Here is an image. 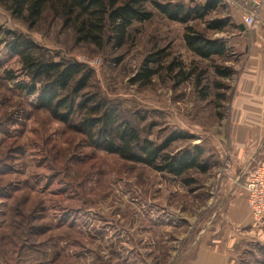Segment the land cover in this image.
<instances>
[{"label": "rangeland", "instance_id": "rangeland-1", "mask_svg": "<svg viewBox=\"0 0 264 264\" xmlns=\"http://www.w3.org/2000/svg\"><path fill=\"white\" fill-rule=\"evenodd\" d=\"M151 1L187 8L206 0ZM146 8L151 18L135 21L122 47L97 48L75 42L71 28L47 11L30 27L0 3V264H185L183 257L190 255L200 228L221 205L227 209L230 195L227 186L218 190L221 181L237 169L232 181L239 184L232 186L243 187L251 172L264 165V104H234L242 72L247 77L252 69L264 76V59L257 66L249 62L252 31L240 33L236 24L242 21L241 8L219 0L204 19L189 21L224 43L225 55L210 60L187 49L183 23L151 3ZM214 19L226 20L221 30L207 28ZM19 34L32 38L54 60L64 58L90 70L87 90L115 105L142 136L161 143L182 133L169 145L172 152L200 145L209 169L191 171L193 181L185 186L94 145L78 128L80 95L65 120L40 104L37 94L26 93L29 77L19 55L8 49ZM239 38L245 39L241 46L234 41ZM158 49L163 61L150 64L156 73L147 83L134 80L144 59ZM175 57L188 74L179 84L166 70ZM215 65L231 67V76H217ZM240 95L264 100L260 93ZM241 125L246 137L238 141ZM255 132L257 139L251 141L247 135ZM253 227L262 237L235 244L228 264H264V220L261 228Z\"/></svg>", "mask_w": 264, "mask_h": 264}, {"label": "trees", "instance_id": "trees-1", "mask_svg": "<svg viewBox=\"0 0 264 264\" xmlns=\"http://www.w3.org/2000/svg\"><path fill=\"white\" fill-rule=\"evenodd\" d=\"M0 3L9 7L14 14L22 16L30 27H34L43 12L47 11L71 28L75 42L97 48L107 45L122 47L128 41L132 24L151 18L152 12L146 8L147 3H151L164 16L185 25L183 42L200 60L223 57L227 51L222 40L210 38L189 24L194 18L204 19L209 15L218 7L219 0H206L187 8L181 4L151 0H0ZM225 24V19H214L207 28L221 30ZM4 33L10 34L9 30ZM8 45L11 52L19 55L22 68L29 77V82L23 86L26 93L37 94L39 103L48 106L52 114L70 120L76 94L80 95L78 106L83 109V113L78 128L106 153L150 167L164 174L167 179L178 180L185 186L193 181L191 171L204 173L209 169L203 148L198 144L175 152L168 150L172 141L183 137L182 133L174 132L161 143L142 136L141 130L115 105L103 102L98 92L87 90L85 80L90 77V70H86L83 65L64 58L54 60L32 38L21 34L15 35ZM162 52L158 49L147 56L134 80L147 83L157 71L150 64H161ZM213 68L215 74L224 79L232 74L229 66L215 65ZM166 70L174 72L177 84L187 79L185 65L177 57L167 64ZM216 86L221 84L216 82ZM206 96V92L201 93L202 99Z\"/></svg>", "mask_w": 264, "mask_h": 264}, {"label": "crops", "instance_id": "crops-1", "mask_svg": "<svg viewBox=\"0 0 264 264\" xmlns=\"http://www.w3.org/2000/svg\"><path fill=\"white\" fill-rule=\"evenodd\" d=\"M229 1L230 3H234L236 0ZM236 24H238V27L242 26L241 28L239 27L240 33H245L246 30L248 32L252 31L253 38H250L248 58L250 64L255 65L256 63L257 66V61L264 59V6L253 27H247L243 21ZM243 39L239 38L234 40L235 44L241 46ZM249 73L250 74L247 77L244 76L243 72L240 76L237 86V93H239V97L236 101H234V104H264V100L251 101L245 99V97L240 99V94L246 95L249 93H260L262 94V97L259 95V98H263L264 76L262 73L258 74L255 71H252V69L249 71ZM239 130H241L242 134L236 135L238 141L246 137L244 135L246 134V130L243 129V125L240 126ZM247 137H250L251 141H255L257 139V134L255 132L253 135H247ZM252 155L253 153L251 156ZM249 159L250 158L247 160ZM243 160L244 157L242 154L240 155L238 161L239 163H242ZM236 170H230V172L225 176L224 180L221 181V184L218 186L219 191H222V189L226 186L229 191L228 194L230 195V199L228 201V205H226L227 209L224 210L223 206L221 205L219 211L217 213L214 211V213L210 215L207 222L205 223L206 225L200 228L199 234H197L198 238L193 245V248H191L189 251L190 255L188 258L186 256L183 257V259H186L183 260L185 264H228L229 260L230 263H232L234 256L232 248L235 244L239 243L242 239H248L249 237H262L261 235L259 236L258 232L255 233V229L252 226L251 214L247 205L245 190L243 189L242 185L235 187L232 186L235 185L234 183H237L235 180L232 181V177L236 175ZM241 174L243 173L241 172ZM239 176L240 175L238 174L236 177ZM242 177L243 176H240V180ZM232 188L235 189L234 192H232ZM222 208L223 211H221ZM192 226H195V223H193ZM186 251L184 250L182 252V256L187 253Z\"/></svg>", "mask_w": 264, "mask_h": 264}, {"label": "built area", "instance_id": "built-area-1", "mask_svg": "<svg viewBox=\"0 0 264 264\" xmlns=\"http://www.w3.org/2000/svg\"><path fill=\"white\" fill-rule=\"evenodd\" d=\"M242 10V21L253 27L264 6V0H236ZM253 226L261 228L264 220V165L255 168L243 184Z\"/></svg>", "mask_w": 264, "mask_h": 264}]
</instances>
